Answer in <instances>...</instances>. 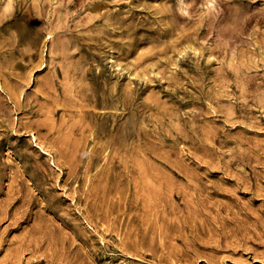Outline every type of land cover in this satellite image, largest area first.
Wrapping results in <instances>:
<instances>
[{"label":"rangeland","instance_id":"374dc122","mask_svg":"<svg viewBox=\"0 0 264 264\" xmlns=\"http://www.w3.org/2000/svg\"><path fill=\"white\" fill-rule=\"evenodd\" d=\"M0 264H264V0H0Z\"/></svg>","mask_w":264,"mask_h":264}]
</instances>
